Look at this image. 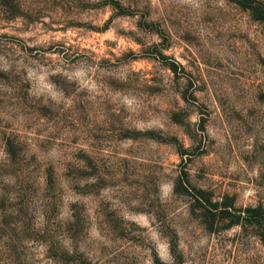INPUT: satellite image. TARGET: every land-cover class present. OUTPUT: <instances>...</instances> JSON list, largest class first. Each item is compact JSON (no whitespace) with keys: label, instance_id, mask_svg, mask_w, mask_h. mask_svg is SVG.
Returning <instances> with one entry per match:
<instances>
[{"label":"rangeland","instance_id":"1","mask_svg":"<svg viewBox=\"0 0 264 264\" xmlns=\"http://www.w3.org/2000/svg\"><path fill=\"white\" fill-rule=\"evenodd\" d=\"M249 206L264 0H0V264H264Z\"/></svg>","mask_w":264,"mask_h":264},{"label":"trees","instance_id":"2","mask_svg":"<svg viewBox=\"0 0 264 264\" xmlns=\"http://www.w3.org/2000/svg\"><path fill=\"white\" fill-rule=\"evenodd\" d=\"M208 210V209H207ZM244 211L247 212L246 216H244V219H248L250 222L261 226L264 224V208L261 206H255V207H246ZM218 214L228 213V210L226 208L218 209ZM229 215V214H227ZM237 221L241 218V214L236 215ZM233 223L237 221L231 220Z\"/></svg>","mask_w":264,"mask_h":264}]
</instances>
